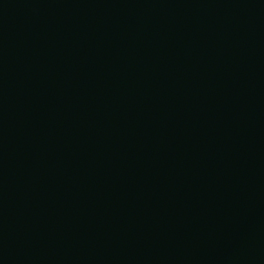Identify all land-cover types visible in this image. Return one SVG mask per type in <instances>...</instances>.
Returning a JSON list of instances; mask_svg holds the SVG:
<instances>
[{"label":"water","instance_id":"water-1","mask_svg":"<svg viewBox=\"0 0 264 264\" xmlns=\"http://www.w3.org/2000/svg\"><path fill=\"white\" fill-rule=\"evenodd\" d=\"M0 264H264V0H0Z\"/></svg>","mask_w":264,"mask_h":264}]
</instances>
